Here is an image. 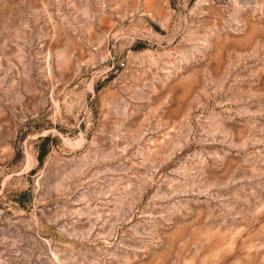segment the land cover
<instances>
[{
    "label": "rangeland",
    "instance_id": "1",
    "mask_svg": "<svg viewBox=\"0 0 264 264\" xmlns=\"http://www.w3.org/2000/svg\"><path fill=\"white\" fill-rule=\"evenodd\" d=\"M0 264H264V0H0Z\"/></svg>",
    "mask_w": 264,
    "mask_h": 264
}]
</instances>
